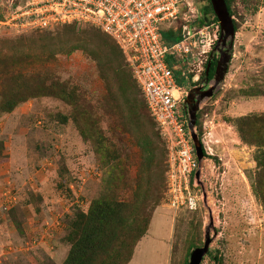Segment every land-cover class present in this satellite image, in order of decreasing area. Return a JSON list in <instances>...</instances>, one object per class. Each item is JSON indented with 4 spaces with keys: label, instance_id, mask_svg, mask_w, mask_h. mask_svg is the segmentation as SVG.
<instances>
[{
    "label": "rangeland",
    "instance_id": "374dc122",
    "mask_svg": "<svg viewBox=\"0 0 264 264\" xmlns=\"http://www.w3.org/2000/svg\"><path fill=\"white\" fill-rule=\"evenodd\" d=\"M28 2L0 0V20ZM193 3L213 20L210 0ZM227 3L237 32L228 73L197 114L206 156L193 210L171 206L166 143L110 36L92 25L0 27V264H63L72 224L102 196L148 223L128 264H189L207 238L202 264H264V185L236 126L264 123V0ZM215 46L177 63L188 92L213 86L202 77ZM16 95L28 99L4 112Z\"/></svg>",
    "mask_w": 264,
    "mask_h": 264
},
{
    "label": "built area",
    "instance_id": "2783aa9c",
    "mask_svg": "<svg viewBox=\"0 0 264 264\" xmlns=\"http://www.w3.org/2000/svg\"><path fill=\"white\" fill-rule=\"evenodd\" d=\"M0 27L28 32L58 25H92L115 42L139 86L147 109L166 143L167 184L174 210L196 208L200 168L186 107L188 89L180 85L171 62L207 54L221 33L193 0H28ZM19 12V14L17 13ZM183 29L185 37L168 45L164 33ZM15 30V31H17Z\"/></svg>",
    "mask_w": 264,
    "mask_h": 264
},
{
    "label": "trees",
    "instance_id": "16d2710c",
    "mask_svg": "<svg viewBox=\"0 0 264 264\" xmlns=\"http://www.w3.org/2000/svg\"><path fill=\"white\" fill-rule=\"evenodd\" d=\"M228 8L232 15L229 4ZM209 9L214 15L213 19L218 22L212 6ZM205 21H208L206 13L199 24L202 25ZM163 37L168 45H172L180 42L185 37V33L180 28L178 32L164 33ZM170 65L174 67L176 78L181 85L179 81L181 71L177 69V63L171 62ZM207 66L208 64H206L202 81L206 78ZM214 74L215 63H212L207 77L208 81L213 80ZM54 95L58 94L54 92ZM13 97L9 104L4 106V112H11L19 103L28 99L24 96L21 98L20 95ZM236 126L242 141L256 148L254 156L258 170L256 183L258 186L264 185L263 120L261 116L251 115L237 119ZM82 133L86 136L84 131ZM204 154L206 156L205 149ZM147 226V221H138L130 203L119 200L112 201L107 196H102L93 201L87 214H81L72 224L74 230L72 247L63 264H128L132 258L134 247L145 234Z\"/></svg>",
    "mask_w": 264,
    "mask_h": 264
},
{
    "label": "water",
    "instance_id": "95a60500",
    "mask_svg": "<svg viewBox=\"0 0 264 264\" xmlns=\"http://www.w3.org/2000/svg\"><path fill=\"white\" fill-rule=\"evenodd\" d=\"M210 3L221 27L220 38L215 46V49L219 48L221 45L224 48L227 46V43L229 44L227 51H220L221 56L217 63L213 86L209 90L205 91L201 98L198 99V101H196L195 103H193L191 99L193 93L195 92V89L190 90L185 101L190 120L188 127L191 132L196 156L199 162H202L204 160L205 154L202 142L195 132L197 114L202 101L206 98H211L214 95L216 88L224 81L225 76L228 73L229 65L232 60V49L234 46V40L237 32L233 17L228 8L227 1L210 0ZM199 177L200 172H197L196 179H199ZM210 245L211 240L207 238L203 248H197L192 252L189 264H202L204 257L209 252Z\"/></svg>",
    "mask_w": 264,
    "mask_h": 264
},
{
    "label": "flooded vegetation",
    "instance_id": "af4514ba",
    "mask_svg": "<svg viewBox=\"0 0 264 264\" xmlns=\"http://www.w3.org/2000/svg\"><path fill=\"white\" fill-rule=\"evenodd\" d=\"M228 44L229 43H227V46L224 47V48L221 45L219 48L215 49L213 54H211L212 55L211 58L207 61L208 66H207V70H206V78L204 79L205 84H208V85L210 84L211 86L213 85V83H211L213 80L208 81V79H207V77L209 75L210 68H211V64L215 63V72H216L217 63H218L219 58L221 56V52L220 51H227L228 50ZM217 53H219V55H220L219 57L216 56ZM214 77H215V74H214ZM214 77H213V79H214ZM205 91H206V89L204 88V84L202 86H199V87L197 86L196 89H195V92L193 93L192 98H191L193 103L198 101V99L201 98V96L203 95V93Z\"/></svg>",
    "mask_w": 264,
    "mask_h": 264
},
{
    "label": "clouds",
    "instance_id": "9594fccd",
    "mask_svg": "<svg viewBox=\"0 0 264 264\" xmlns=\"http://www.w3.org/2000/svg\"><path fill=\"white\" fill-rule=\"evenodd\" d=\"M220 38V37H219ZM218 42V41H217ZM217 44V43H216Z\"/></svg>",
    "mask_w": 264,
    "mask_h": 264
}]
</instances>
